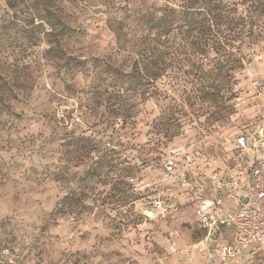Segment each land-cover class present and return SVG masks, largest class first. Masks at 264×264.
Here are the masks:
<instances>
[{
    "label": "clouds",
    "instance_id": "9594fccd",
    "mask_svg": "<svg viewBox=\"0 0 264 264\" xmlns=\"http://www.w3.org/2000/svg\"><path fill=\"white\" fill-rule=\"evenodd\" d=\"M0 264H264V0H0Z\"/></svg>",
    "mask_w": 264,
    "mask_h": 264
}]
</instances>
